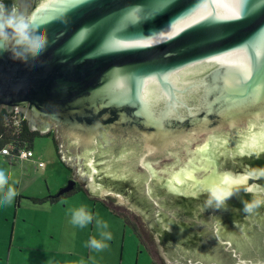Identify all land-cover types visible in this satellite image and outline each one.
<instances>
[{
	"label": "water",
	"instance_id": "1",
	"mask_svg": "<svg viewBox=\"0 0 264 264\" xmlns=\"http://www.w3.org/2000/svg\"><path fill=\"white\" fill-rule=\"evenodd\" d=\"M18 5L42 22L48 45L35 58L0 53V112L21 111L32 131L54 132L62 159L93 182L108 177L135 192L144 207L134 218L171 256L166 264H264V216L258 231L231 242L211 211L216 241L197 244L212 255H187L186 226L175 230L172 253L157 217L192 228L184 207L205 213L208 189L233 179L258 183L247 173L254 162L264 165V0ZM164 188L186 206L172 210ZM251 198L241 189L219 209Z\"/></svg>",
	"mask_w": 264,
	"mask_h": 264
},
{
	"label": "flooded vegetation",
	"instance_id": "2",
	"mask_svg": "<svg viewBox=\"0 0 264 264\" xmlns=\"http://www.w3.org/2000/svg\"><path fill=\"white\" fill-rule=\"evenodd\" d=\"M19 2L20 0H4L6 5L8 3H11V5L14 3L18 4ZM59 160L64 170L68 173V176H65V181H62L61 186H59L57 190L48 193L47 196L43 198L32 197L31 201L39 206L46 205L51 208L55 206L59 207L60 216L52 214L50 227L51 224L54 225L55 222L60 220L62 229H59L60 236L54 242H48L42 245L40 241H38L34 245V250L36 252L30 254L32 255L31 260L33 259V261L37 263L39 259L37 255H44L46 259L52 260L54 264H113L112 259L110 260L111 255H119L117 264H124L126 256H130L136 264L139 263L140 258L145 257H147L148 260H152L153 264H156L154 255L148 250L143 240L142 233L131 218L134 216L138 219L136 210H138V207H144L143 204L133 198L135 192L132 194L131 192L125 191L119 182L116 180L110 181L108 177H98L96 182H93L88 172L76 171L75 165L67 164L62 159V156L59 157ZM254 163L257 164V167L254 168L264 167L263 163L259 161ZM254 163L252 162L251 164L254 165ZM239 165L241 166L242 163L232 162L229 164L232 169H235V167ZM59 176H61V174ZM252 181L256 182L254 180ZM257 182L264 185V179L258 180ZM108 185L111 186L109 189L105 187ZM131 190L133 189L131 188ZM168 191L169 190L164 188V191L161 190V193L165 192V195L168 194L171 197L170 208L172 210H175L176 207L181 208L183 205L186 206L185 201L184 203H179L174 195ZM121 197L124 199V203L118 201L117 198ZM18 198L20 199L22 197L18 196ZM75 199L84 200L91 208L89 213L92 215L93 219L84 227H79L71 223L72 211L76 210L74 204L76 202ZM71 200H74L73 205H69V201ZM152 206L154 210L158 209L157 205L153 204ZM213 206H210V210H206L207 213H200L199 208L195 206L198 209V215H195L192 210L184 207L186 213L183 214L187 217L193 216V220H190L192 222V228H189L187 223L184 225V223L177 221L171 224L168 219L169 217L163 216L162 213L159 212L157 217L163 219L162 224L158 228L160 233H162L161 242H163V245L168 247V250H171L173 253L175 250H173L174 244L172 243L173 240H177L175 230L181 229L182 226H186L188 229L184 228L183 231L186 230L188 235V244L184 243V246L189 249L187 255H212L207 245L197 244L200 239L209 241L213 238L214 229H211V226L214 227V224L210 222L211 211L219 215L214 216V221L218 220L216 222L219 224L218 229L221 234V239L225 240L229 238L231 242L235 240L234 237L237 236L239 238L245 232L250 234L254 233L256 230L258 231V227L263 222L264 205H261L250 214L243 213V208L236 206H232L231 209L225 210ZM97 211L100 212L99 218L96 216ZM98 219L107 222L108 228L106 231L112 234V239L107 241V247L99 251L88 246V241L92 237L100 238V232L105 230L97 225L96 221ZM200 220H205L202 226L204 228L195 231L194 227H199L201 225V223H199ZM139 222L144 225L143 221ZM191 238L192 241L190 242ZM213 241L215 242L216 240ZM174 248L179 247L176 246ZM126 249L131 250V253L134 252V256L125 255ZM206 249L208 250L206 251ZM158 255L159 257L157 259L160 262L162 261L163 264H166L168 258H171V256L167 254L162 255L161 252H158ZM175 255L178 254L176 253ZM193 258L194 257H192V259ZM202 259L204 260V258Z\"/></svg>",
	"mask_w": 264,
	"mask_h": 264
},
{
	"label": "clouds",
	"instance_id": "3",
	"mask_svg": "<svg viewBox=\"0 0 264 264\" xmlns=\"http://www.w3.org/2000/svg\"><path fill=\"white\" fill-rule=\"evenodd\" d=\"M47 45L48 37L45 28L33 12L21 8L17 3L9 7L4 3V0H0V53L8 51L17 56L35 58L45 51ZM59 151L58 144V153ZM11 177L12 174L8 167L0 164V189H5L0 192V201L5 204L10 203L17 195L15 188L9 184ZM247 179L254 181L264 179V167L251 169L247 173ZM222 183L225 184L224 187L217 185L208 189L207 205L220 208L228 198L241 189L252 196L251 200L244 202V213L250 214L261 205H264V185L237 179ZM92 219V215L84 208L73 210L71 214V223L79 227H84ZM96 223L105 230L100 232V238L92 237L88 241V246L99 251L107 247V241L112 239V234L106 231L108 228L107 222L98 219Z\"/></svg>",
	"mask_w": 264,
	"mask_h": 264
},
{
	"label": "rangeland",
	"instance_id": "4",
	"mask_svg": "<svg viewBox=\"0 0 264 264\" xmlns=\"http://www.w3.org/2000/svg\"><path fill=\"white\" fill-rule=\"evenodd\" d=\"M52 135H55L54 132H51ZM37 153L38 156H40L47 166V170L41 173L38 176V179L43 178L44 181H39L38 183L35 184L34 188H30L26 193L29 195L28 197H36V198H43L48 195V189L50 188L52 191H54L56 188H58V185H55V180L60 183L62 181H65V176H68V173L64 170L62 165H57V168L60 170H53L54 166H50V162L52 158L57 159L54 143L51 138H45V139H37L35 142V154ZM61 174V176H58V174ZM47 176V177H46ZM58 176V177H57ZM36 181V180H35ZM21 181H19L20 183ZM54 184V185H53ZM26 186V185H25ZM23 186V188L25 187ZM19 196V195H18ZM28 197H22L28 198ZM29 199V198H28ZM120 203H124V200L121 198H117ZM69 201V205H73V203L76 206V209L79 208H84L88 213L90 212L91 208L89 207V204L85 202L84 200L80 199H75ZM18 202V204H17ZM9 207L11 209L18 208V214H17V222L21 221L22 219V209H23V214L24 218H34L36 217L37 219L42 216V214H47V218L50 216L51 211H57V214L60 215L59 213V207L49 209V212H41L40 209L37 206H35L32 203H26L16 199V196L14 199L8 203ZM2 206H5V204H0ZM17 205V206H16ZM21 207V208H20ZM6 210V208L4 209ZM97 217L99 218L100 212H96ZM132 220L134 221V224L138 227L140 232L142 233V237L144 238L143 240L145 241V244L147 245L148 250L154 255L156 264H163L162 261L160 262L157 258L159 257L158 255V249H157V243L153 235L150 233V231L142 225L140 222H138L134 216L131 217ZM60 220L53 224H51V227L49 226V229L43 228V227H37L40 228L39 232L37 233L38 237H35V239L28 244L27 241H25L26 246H21L22 251H17L14 248V243H11V239H9L10 243L6 244L3 252L4 255L3 257L1 256L0 258V264H54V262L50 259H46L44 255H37L38 256V262L35 263L33 259L31 260L32 255L34 252V245L40 241L42 245L47 244L48 242H54L59 236L60 232L59 229H62V226L60 225ZM19 243V242H18ZM17 243V244H18ZM12 244V250L10 249V245ZM84 245V243L82 242ZM117 249V247H116ZM12 252V253H11ZM125 255H131L132 257L134 256V252L131 253V250L126 249L125 250ZM119 258V255H111L110 260L112 259L113 264H117V260ZM124 264H136L133 262V259L130 256H126ZM138 264H153L152 260H148L147 257L145 258H140Z\"/></svg>",
	"mask_w": 264,
	"mask_h": 264
},
{
	"label": "crops",
	"instance_id": "5",
	"mask_svg": "<svg viewBox=\"0 0 264 264\" xmlns=\"http://www.w3.org/2000/svg\"><path fill=\"white\" fill-rule=\"evenodd\" d=\"M41 163H44L45 166L41 167L39 165ZM0 164L6 165L12 174L9 184H11L17 192L16 199H18V195L21 197H28L29 195L26 192L31 187L34 188L35 184L38 183L39 181H44L43 178L38 179V176L44 171H46L48 166L45 164L44 160L37 155V153L35 158H33L30 161L24 162V161H17L16 158L12 159L11 157L3 155L0 152ZM49 165L54 166L53 170H60L57 168V165H61L59 158L58 157L57 159L52 158ZM59 175L60 172L58 176ZM19 181L21 182L19 183ZM54 183H55V185L53 184L54 186L56 185H58V187L61 186L60 181L58 182L57 180H55ZM23 186L25 187L23 188ZM4 190L5 189H0V192H3ZM55 190H57V188ZM50 192L53 191L49 188L48 193ZM28 198H24V199L20 198V201L26 203H32L35 206L42 208L40 209L41 212L48 213L49 209H52L51 207L46 205H41V206L36 205L34 202L31 201L32 199L31 197ZM0 204L4 205L5 203L0 201ZM5 208L6 210H4ZM53 208H56V206ZM17 214H18V208L11 209L8 203L5 204V206L0 205V258L1 256L3 257L4 255L3 250L6 244L10 243L9 239H11V243H14L13 249H16L17 251H22L21 246L24 247L26 246L25 241H27V243L30 244L35 239V237L40 238L39 236H37V233L39 232L40 228L37 229V227H43L49 229L52 214L60 216L59 214H57V211H51L49 218H47V214H42V216L38 219L36 217L34 218L32 217L31 219L27 217L24 218L25 216L23 214V209H22V219L21 221L17 222ZM10 249L12 250V244L10 245Z\"/></svg>",
	"mask_w": 264,
	"mask_h": 264
},
{
	"label": "trees",
	"instance_id": "6",
	"mask_svg": "<svg viewBox=\"0 0 264 264\" xmlns=\"http://www.w3.org/2000/svg\"><path fill=\"white\" fill-rule=\"evenodd\" d=\"M7 5L10 7L11 3ZM45 138L52 139L56 155L59 158L58 141L54 135L51 133L41 135L38 131H32L27 118L21 111L9 112L4 109L0 112V151L9 148L12 154L19 155L22 150L27 149L34 152L33 158H35V142L37 139ZM255 237L258 236L255 235Z\"/></svg>",
	"mask_w": 264,
	"mask_h": 264
},
{
	"label": "built area",
	"instance_id": "7",
	"mask_svg": "<svg viewBox=\"0 0 264 264\" xmlns=\"http://www.w3.org/2000/svg\"><path fill=\"white\" fill-rule=\"evenodd\" d=\"M17 111V110H16ZM3 155H6L8 157L16 158L17 161H29L30 159H32L34 157V152L31 150H22L21 153L19 155H14L11 153L9 148H4L0 151ZM13 162V161H12ZM40 166H44V164H40Z\"/></svg>",
	"mask_w": 264,
	"mask_h": 264
}]
</instances>
